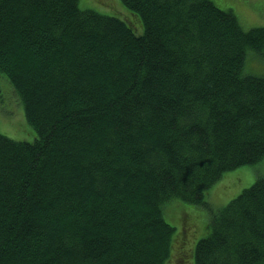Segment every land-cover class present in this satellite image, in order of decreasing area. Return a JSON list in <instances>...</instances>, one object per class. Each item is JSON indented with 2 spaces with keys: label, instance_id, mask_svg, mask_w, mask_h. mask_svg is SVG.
I'll return each instance as SVG.
<instances>
[{
  "label": "trees",
  "instance_id": "obj_1",
  "mask_svg": "<svg viewBox=\"0 0 264 264\" xmlns=\"http://www.w3.org/2000/svg\"><path fill=\"white\" fill-rule=\"evenodd\" d=\"M121 2L141 34L79 0H0V73L35 134L0 133V264H264V177L205 219L206 191L264 159L245 67L264 28L211 0Z\"/></svg>",
  "mask_w": 264,
  "mask_h": 264
},
{
  "label": "rangeland",
  "instance_id": "obj_2",
  "mask_svg": "<svg viewBox=\"0 0 264 264\" xmlns=\"http://www.w3.org/2000/svg\"><path fill=\"white\" fill-rule=\"evenodd\" d=\"M211 1L220 9L232 12L243 29L264 28V0ZM79 7L119 17L126 20L137 34L143 32L139 18L131 15L121 0H79ZM245 67L249 71L264 72V52L261 55H256L251 51L247 52ZM0 91L3 98L0 103V133L14 140L32 142L35 138L34 131L25 120L20 102L11 95L10 83L1 73ZM257 177H264V159L255 165L243 166L226 174L205 193L211 208V212L205 214V219H208L243 189L249 187ZM180 208L178 205H173L170 212L176 216ZM181 212H185V210ZM167 220L170 224L177 226L175 221L169 220V218ZM202 222L205 223V220ZM198 237L199 235L194 236L192 241ZM187 264H190L189 260Z\"/></svg>",
  "mask_w": 264,
  "mask_h": 264
}]
</instances>
